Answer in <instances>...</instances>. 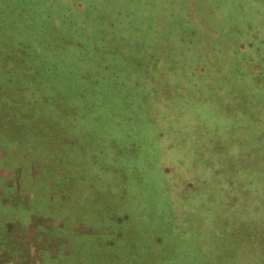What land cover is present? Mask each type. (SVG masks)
I'll return each instance as SVG.
<instances>
[{
	"label": "rangeland",
	"instance_id": "1",
	"mask_svg": "<svg viewBox=\"0 0 264 264\" xmlns=\"http://www.w3.org/2000/svg\"><path fill=\"white\" fill-rule=\"evenodd\" d=\"M63 35L109 57L67 69ZM80 74L71 128L36 114L38 150L0 151V264H264V0H0L9 141L26 82L41 105Z\"/></svg>",
	"mask_w": 264,
	"mask_h": 264
},
{
	"label": "trees",
	"instance_id": "2",
	"mask_svg": "<svg viewBox=\"0 0 264 264\" xmlns=\"http://www.w3.org/2000/svg\"><path fill=\"white\" fill-rule=\"evenodd\" d=\"M106 47H107V38L103 36L98 41V39L94 40L92 38L89 39L88 37L78 38L76 35L64 39V35H63V38L60 41V48H61L60 52L62 54L55 57L64 58L63 65L67 69H78L79 66L90 68L93 62L95 61V57L92 53L93 48L97 49V51H101L103 53L102 55L105 56L104 58L107 59L109 57V55H107V53H109V49L107 47V50H105ZM38 49L39 47L38 48L36 46L33 47L32 51L35 52H32V56H38L37 53ZM64 53L65 56L62 57ZM102 58L103 57H99V59L105 60ZM92 59H94L93 62H91ZM51 71L54 72L53 75H50ZM25 72L28 74L31 73L33 75L32 81L34 84H40L43 87L52 86L53 88H60L61 86L58 85V83L56 82L58 73L57 70L52 66H50L48 72H46V71H38L37 68H34V64L27 63ZM83 75L84 74H80L78 75V78H75L72 81L64 80L63 83H61L63 84L66 95L64 92H60V93L54 92V90H52L53 89L52 87H51V91H48L47 93H43L39 97V100L41 102H43L44 104L49 102L56 103L51 106L46 105L47 108L45 107L43 108L44 104L41 105L30 104L33 99H36V95L32 92L33 86L30 85V83L26 82L23 89L30 92V96L28 99L29 102L26 104L27 107L29 106V109H27L26 114H19V116H21L20 117L21 119L24 118L26 119L24 120L23 124H21L18 121L16 122V125L11 128L12 130L9 134V137H12V141H9L7 139L8 137V135L6 134L7 130L0 125V151H5L7 153H9V151H13V152L19 151L21 153L22 150L27 149L28 147L30 148L31 144H34V139L26 140L24 141V144H19V137L32 131L31 130L32 126L27 119H33L36 116V114L38 116H41L42 114L47 116H57V117L62 116L64 117V119L68 120L69 123L66 125L69 128H71V123L73 121L74 114L76 113L77 110V105H76L77 92L75 93V86L80 87L79 80L76 79H84V77H82ZM21 88L22 87H20L19 89L20 92L22 90ZM57 94L60 95L61 98L60 101H58ZM68 95H74V96L70 99ZM4 133L6 136H4ZM56 140L57 139H54V141ZM31 147L36 151L38 150L34 146ZM67 150L69 149L67 148ZM3 159L5 158L4 157L0 158V160ZM9 208L10 206L8 207V209ZM0 209L5 210V207L1 206ZM240 221L238 220V222ZM240 226L241 225H239V228H241ZM243 226H246L245 223L243 224Z\"/></svg>",
	"mask_w": 264,
	"mask_h": 264
}]
</instances>
